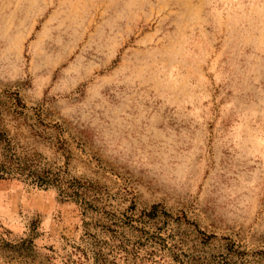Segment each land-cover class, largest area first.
Listing matches in <instances>:
<instances>
[{"label":"rangeland","instance_id":"374dc122","mask_svg":"<svg viewBox=\"0 0 264 264\" xmlns=\"http://www.w3.org/2000/svg\"><path fill=\"white\" fill-rule=\"evenodd\" d=\"M0 132L85 187L0 180V264H264V0H0Z\"/></svg>","mask_w":264,"mask_h":264},{"label":"trees","instance_id":"16d2710c","mask_svg":"<svg viewBox=\"0 0 264 264\" xmlns=\"http://www.w3.org/2000/svg\"><path fill=\"white\" fill-rule=\"evenodd\" d=\"M13 179L22 181L35 188L53 187L62 199H80L84 192V184L79 180L66 176L61 177L57 172L39 168L27 157L19 155L11 146L3 132H0V180ZM157 205L150 207L146 216L153 219L156 216Z\"/></svg>","mask_w":264,"mask_h":264}]
</instances>
